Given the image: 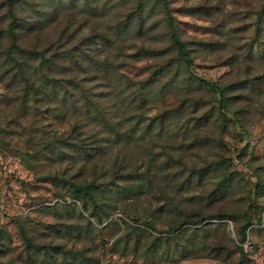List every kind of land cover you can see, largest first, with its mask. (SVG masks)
<instances>
[{"label":"trees","instance_id":"16d2710c","mask_svg":"<svg viewBox=\"0 0 264 264\" xmlns=\"http://www.w3.org/2000/svg\"><path fill=\"white\" fill-rule=\"evenodd\" d=\"M42 1V6L47 8L40 12L39 9L35 11L37 2L34 0L0 2V81L9 87L4 94L11 100L9 105L20 99L15 108V124L37 132L26 139L35 145L26 153L27 158L43 159L49 154L52 159L78 161L70 166L71 170L64 167L48 174L55 180L57 187L54 192L60 200L45 206L44 210L51 214L57 209L75 208L74 201H78L79 210H85L89 217L85 219V234L91 227V217L98 226L105 219L117 223L108 218L109 213L118 207L112 198L113 186L118 185L117 180H126L133 174L124 161L118 159H147L143 162V175L151 183L162 174L176 178V160L181 163L192 147L197 152L201 149L207 154L203 157L204 163L193 165L189 177L196 180V186H200L204 184L205 177L211 176L216 178L212 186L204 188L205 192L198 198L192 195L189 200L177 197L176 192L168 193L173 184L172 180L164 177V199L160 211L171 217L168 230L175 235L184 225L202 224L208 219L234 221L237 242L232 244L229 242L233 239L226 231L218 240L210 239L209 235L204 237L206 240L201 245L186 238L198 256L231 263L232 251H237L236 264H245L247 228L252 224L253 214L259 210V195H264V164L257 170L254 164L247 163L255 181L246 185L241 171L232 167L233 159L224 153L228 146L223 132L227 114L233 115L231 123L240 128L239 121L244 112L236 106L246 110L248 105L255 109L264 107V0H230L240 8L234 10L224 8V2L228 0H206L214 7L207 12L211 22H215V36L209 41H189L181 36L171 0ZM203 1L196 6L186 5L187 13L195 15L202 11L208 4H203ZM24 2L30 6L26 7ZM27 8L33 12H27ZM56 11L64 19L53 39L47 43L25 41L26 30L46 29ZM38 12L36 16L34 13ZM77 12L82 14L79 23L75 24L65 16L66 13ZM248 12L253 13L251 33L248 39L240 42L234 38L236 30L228 23L236 20L232 17L246 19ZM162 27V36L167 44L150 47L147 39L150 40ZM202 44L207 47L201 48ZM130 46H135L131 52L127 51ZM201 52L214 54L217 61L229 65L230 77L222 82L201 78L202 81H196L194 58ZM129 66L144 68L147 73L140 78L130 75L125 71ZM81 76H85V83L78 80ZM93 85L99 89L95 91L91 88ZM104 95L108 96L110 104L101 99ZM189 99L217 101L219 112L216 117L212 114L213 117L197 115L196 110L188 114L184 123L194 121V130L187 141L185 137L178 140L176 130L163 134L160 131V137H156L153 120L160 122L159 129L162 130L166 121L178 119L188 111ZM38 101L46 104L41 112ZM152 103L159 110L146 122L145 113ZM57 106L63 113L58 121L66 119V129L58 132L47 126L50 123L32 121L36 114L30 111H39L41 116L47 111L56 116ZM202 123L211 126L209 132L204 128L205 132L201 134ZM95 125L102 129L101 133L94 131L96 129L92 127ZM158 138L166 142L153 152V141ZM137 141L139 144L142 141L147 147L141 150L140 157L135 155L139 146ZM118 147L124 150V157L115 153ZM245 149L244 146L237 149L239 161H243ZM155 159L163 160L156 165ZM107 163L109 168L105 167ZM124 187V191L134 192V187ZM240 190L243 192L240 201L247 200L249 206L245 210L239 208V211L230 206L233 203L228 197ZM189 203L193 205L188 206ZM210 206L215 210L211 211ZM257 217L260 219L259 212ZM147 225L152 226L153 221H148ZM68 226L75 238L85 237L75 223L70 222ZM53 227V233L60 232L59 225ZM20 228L25 245L35 247L23 224ZM157 238L149 246L155 255L161 256L158 253L161 239ZM54 241L55 238H49L46 252L55 247L59 251L79 253V248L74 245L65 248L64 244ZM150 250L146 249V254ZM79 254L86 257L84 250ZM94 260L98 258L94 257Z\"/></svg>","mask_w":264,"mask_h":264},{"label":"rangeland","instance_id":"374dc122","mask_svg":"<svg viewBox=\"0 0 264 264\" xmlns=\"http://www.w3.org/2000/svg\"><path fill=\"white\" fill-rule=\"evenodd\" d=\"M202 1L171 0L179 32L183 38L189 41H200L201 39L209 41L215 36V22H211L207 13L214 10V7L209 5V2L204 0L203 4L208 3L207 7H203V10L195 13V15L187 13L186 5L196 6L202 3ZM34 2H37L35 11L39 9L40 12L41 9L45 10L47 8L46 6H42V0H34ZM24 5L26 7L30 6L26 2H24ZM234 5L230 0L224 2V8L226 9H240ZM205 8L207 9L206 11L204 10ZM27 12L33 11L27 8ZM39 12L34 14L37 16ZM81 15V13L77 12L76 14L66 13L65 16H69V19H72L73 23L76 24L79 23ZM63 19L57 14V11L54 12L51 23L46 29L41 30L38 27L36 30H26L25 41L47 43L60 31ZM231 19H236L228 23V26H232L236 30L234 38L236 39L237 37L240 42L248 39L252 28L250 20L253 19V13L248 12L246 19L240 20L233 17ZM243 28L244 30L242 31ZM85 29L87 30V28ZM163 31L162 27L155 32L150 40L147 39L150 47L167 44V40L162 36ZM202 47L206 48L207 45L205 44L204 46L202 44ZM134 49L135 46H130L127 51L131 52ZM143 62L144 59L140 60L138 64L140 65ZM193 69L198 77L196 81H202L199 79L201 78L222 82L231 75L229 65H226L222 61H217L214 54H205L204 52L195 56ZM125 71L139 78L147 73L146 69L141 67L129 66ZM78 80L80 83L86 82L85 76H81V79ZM91 88H94L95 91L99 89L97 85H93ZM8 90L9 87L6 82L0 81V264H236L239 257L237 251H232L233 261L231 263L209 257H201L195 254L194 248H190L188 245L190 241L186 238L189 237L191 241L194 239L201 245V242L206 240L204 237L209 235L210 239L218 240L223 237L224 231H226L233 239L229 242L232 244L237 242L234 221L230 219H208L202 224H187L181 230L176 231V237L175 233H170L168 230V221L171 217L160 211L164 199L162 197L164 177L172 180L173 184L167 192H176L177 197L189 198L194 195L196 199L200 194L205 192L204 188L212 186L216 178L211 176L205 177L204 184L200 186H196V180L189 177L190 171L194 167L193 165L200 166L204 163L205 159L203 157L207 154L201 149L197 152L192 147L185 154V159H181V163L179 160H176V175H174L176 178H172L171 175L162 174L155 177L151 183L143 175L145 169L143 162L147 159H118V161H124L133 174L127 175L126 180H117L118 185L113 186L114 192H112V198L118 203V207L115 211L109 213L108 218L117 223H112L109 219H105L104 223L98 226L94 218L91 217V227L85 234L84 229L87 226L85 219H89V217L85 210H82L83 212L79 210L81 208L78 201H74L76 204L75 208L70 207L66 210L57 209V211L51 214L47 213L44 210L45 206H49L60 200L54 192L57 187L55 180L48 177V174L52 173V171H61L64 167H69V170H71L70 166L77 164L78 161L73 163V161L68 162L67 159H52L49 157V154L43 159L27 158L26 153L30 152L35 145L26 141V139L37 132L36 130H31L27 127L22 128L15 124L17 121L14 120V113L17 111L15 108H17V103L20 99L18 98L13 102L14 104L11 103L9 105L11 100L4 95ZM70 90L74 89L71 88ZM101 99L105 101V104H110L107 95L102 96ZM37 105H39L41 112L46 104L38 101ZM218 106L219 102L217 101L208 102L207 99H189L187 102L188 111L178 119L166 121L162 130H160V122L153 120L155 136L160 137V131L163 134L171 131L175 132L176 130L178 140L185 137V141H187L193 136L194 130V121H189L188 124L184 123L189 117L188 114L196 110L197 115L211 116L212 114L216 117V114L219 112ZM246 107H248V110L242 108V106H236L237 109H242L241 111L244 112L240 117V128L231 123L230 120L233 119L232 114L225 116L223 134L228 148L225 149L224 153L233 159L232 167L241 171L246 185H251L255 181V176L253 171L248 169L247 163L254 164L257 170L264 164V107L259 106L256 109L249 105ZM56 109H59L56 116L47 111L43 112V116H41L39 111L35 112L36 110H32L30 113L36 114L35 117H32V121L34 120L36 123L39 121L50 123L47 126L55 128L58 132L66 129L68 127L67 120L62 119L63 121H58L63 113L59 106ZM158 110L155 103H152V107L145 113V121L151 120L150 117L156 114ZM60 112L61 115H59ZM21 120L24 121L23 117ZM203 123L201 134L205 132L203 131L204 128H208L207 132L211 128L210 125ZM30 126L33 127L32 124ZM85 127L83 125V128ZM92 128H95L96 130L94 131L97 133L102 132V129H99L96 125ZM241 128L245 129V131ZM165 142L161 138L154 140L152 151L156 152L159 150L160 144ZM137 144H139V141H137ZM241 146L246 148L243 153V161H239L238 158L237 149L241 148ZM137 148L138 152L134 154L139 157L141 150L147 149L142 141L139 146L137 145ZM123 151L118 147L115 153L124 157L125 152ZM155 160L156 165H158L163 159ZM105 167L109 168L108 163ZM124 186H128V188L134 187V192L124 191ZM242 196L243 192L241 190L230 194L228 200L233 203L230 206H233L237 210L239 208L242 210L247 209L249 203L247 200L240 201ZM195 199L192 202H195ZM123 201H126V203ZM258 204L260 219L257 217L258 212L256 211L257 213H254L252 216V224L247 228V240L244 243L246 251L245 264L264 263V195H259ZM190 205L193 204L189 203L188 206ZM124 206H126V210ZM210 207L211 211L215 210V207ZM79 212L81 213L80 216ZM151 220L153 221V225H147V222ZM70 222L75 223L76 227L80 228V232L85 234V237L75 238L68 230ZM21 224L31 235L32 241L36 244L35 247H27L25 245L20 228ZM58 225L60 232L53 233V226ZM156 237L159 240L161 239V243L158 244V253L161 256L155 255L150 250L151 246L149 245ZM49 238H55L54 242L64 244L65 248L74 245V247L79 248V253L84 250L86 257H81L82 255L78 252L59 251L55 247L50 248L49 252H46ZM146 249L150 250L147 254ZM94 257L98 258V260H94Z\"/></svg>","mask_w":264,"mask_h":264}]
</instances>
